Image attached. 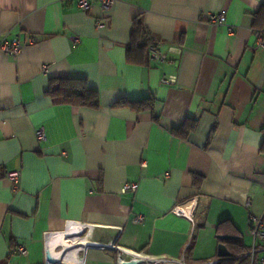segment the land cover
<instances>
[{"label":"crops","instance_id":"0c3cea01","mask_svg":"<svg viewBox=\"0 0 264 264\" xmlns=\"http://www.w3.org/2000/svg\"><path fill=\"white\" fill-rule=\"evenodd\" d=\"M220 11L227 25L212 26ZM136 20L164 62L137 48ZM254 28H264V0H116L106 12L96 0L87 12L77 0H0V39L23 44L16 56L0 50V264H44V233L81 223L94 226L89 241L153 257L221 260V234L246 252L250 219L264 216ZM57 77L84 79L97 103L53 96ZM149 98L147 109L123 103ZM128 182L135 192L122 191ZM117 261L115 249L90 248L85 264Z\"/></svg>","mask_w":264,"mask_h":264},{"label":"built area","instance_id":"2783aa9c","mask_svg":"<svg viewBox=\"0 0 264 264\" xmlns=\"http://www.w3.org/2000/svg\"><path fill=\"white\" fill-rule=\"evenodd\" d=\"M93 0H77V4L83 12H87L91 6ZM101 8L102 12H106L116 0H96ZM212 26H226L225 12L212 13L209 21ZM97 28L105 26L104 20H98L96 24ZM228 30L231 32L232 27L228 26ZM253 35L255 37V43L258 46L264 47V28H254ZM23 44L19 36H13L9 40L0 39V50L16 56L22 49ZM149 59L156 63H162L166 60V51L161 50L155 43L150 42L147 47ZM168 51L181 52L180 48L171 47ZM47 66H43L45 71ZM164 84H172L175 82V77L163 76L160 80ZM35 136L39 140L45 138V134L42 128L35 130ZM20 172L18 170L6 172V178L14 183V188L17 187ZM138 188L137 182H128L122 187V191L135 192ZM249 200H247V205ZM181 206H176L173 209L175 213H181L191 218V210H182ZM141 216H136V220L140 221ZM251 234L253 236L252 246L243 254L248 260V264H264V216L251 217ZM94 226L87 223H81L77 228H70L66 230L47 231L44 233V245H45V258L44 264H85L86 254L90 248L115 249L118 251V264L123 260L130 258H140L142 264H218L219 259L206 260L201 262L189 263L183 256L179 258H165V257H153L143 255L141 253L130 251L121 248L113 243H95L87 240V234L91 232ZM86 236V237H84ZM83 237V238H82ZM16 251L20 254L27 252L24 246H18Z\"/></svg>","mask_w":264,"mask_h":264},{"label":"trees","instance_id":"16d2710c","mask_svg":"<svg viewBox=\"0 0 264 264\" xmlns=\"http://www.w3.org/2000/svg\"><path fill=\"white\" fill-rule=\"evenodd\" d=\"M133 34H138L139 41L137 48L147 49L149 40L146 38V34L140 21L133 23ZM148 40V42H147ZM48 92L55 97H58L61 101L78 104V105H92L97 103V92L91 89L82 78H70V77H57L52 78L49 83ZM136 110L147 109L152 107V100L142 99L136 101H124ZM179 131V130H177ZM230 248V255L225 258H221L218 264H247L246 258L243 257L245 247L242 244L240 238H234L232 240H225Z\"/></svg>","mask_w":264,"mask_h":264},{"label":"water","instance_id":"95a60500","mask_svg":"<svg viewBox=\"0 0 264 264\" xmlns=\"http://www.w3.org/2000/svg\"><path fill=\"white\" fill-rule=\"evenodd\" d=\"M218 237H219V239H221V241H225V240H228V239H233L236 236L221 234ZM217 255L220 258H225V257H228L230 255L225 243L220 242L218 244V246H217ZM120 264H142V260L140 258H130V259H127V260H123Z\"/></svg>","mask_w":264,"mask_h":264},{"label":"bare ground","instance_id":"6f19581e","mask_svg":"<svg viewBox=\"0 0 264 264\" xmlns=\"http://www.w3.org/2000/svg\"><path fill=\"white\" fill-rule=\"evenodd\" d=\"M85 237V236H84ZM83 238V237H82Z\"/></svg>","mask_w":264,"mask_h":264}]
</instances>
